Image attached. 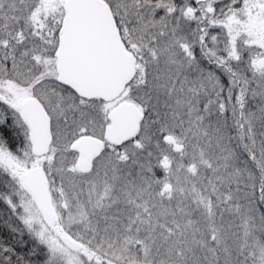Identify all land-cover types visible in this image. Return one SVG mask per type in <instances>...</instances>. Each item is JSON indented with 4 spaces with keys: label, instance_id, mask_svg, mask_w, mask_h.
Returning <instances> with one entry per match:
<instances>
[{
    "label": "snow or ice",
    "instance_id": "6c2138e0",
    "mask_svg": "<svg viewBox=\"0 0 264 264\" xmlns=\"http://www.w3.org/2000/svg\"><path fill=\"white\" fill-rule=\"evenodd\" d=\"M0 264H264V0H0Z\"/></svg>",
    "mask_w": 264,
    "mask_h": 264
}]
</instances>
